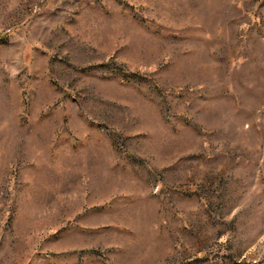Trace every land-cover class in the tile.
Here are the masks:
<instances>
[{
  "label": "rangeland",
  "instance_id": "obj_1",
  "mask_svg": "<svg viewBox=\"0 0 264 264\" xmlns=\"http://www.w3.org/2000/svg\"><path fill=\"white\" fill-rule=\"evenodd\" d=\"M0 264H264V0H0Z\"/></svg>",
  "mask_w": 264,
  "mask_h": 264
}]
</instances>
